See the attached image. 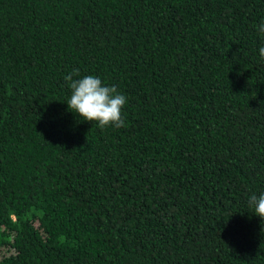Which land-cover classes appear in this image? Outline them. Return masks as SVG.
Listing matches in <instances>:
<instances>
[{"label":"trees","instance_id":"1","mask_svg":"<svg viewBox=\"0 0 264 264\" xmlns=\"http://www.w3.org/2000/svg\"><path fill=\"white\" fill-rule=\"evenodd\" d=\"M264 0H0V264H264ZM127 98L69 111L64 77Z\"/></svg>","mask_w":264,"mask_h":264},{"label":"clouds","instance_id":"2","mask_svg":"<svg viewBox=\"0 0 264 264\" xmlns=\"http://www.w3.org/2000/svg\"><path fill=\"white\" fill-rule=\"evenodd\" d=\"M257 30L264 34V22L257 26ZM259 54L264 57V47L259 49ZM80 77L78 70L64 77L71 90L67 100L69 111L78 114L83 120L96 122L98 127L104 129L112 126L123 127L122 109L127 104L125 95L117 91V88L106 85L101 78L89 74ZM249 205L257 216L264 219V193L252 194L249 197Z\"/></svg>","mask_w":264,"mask_h":264}]
</instances>
